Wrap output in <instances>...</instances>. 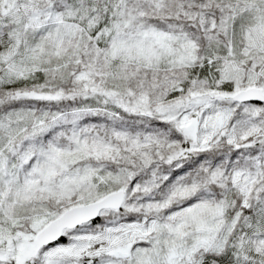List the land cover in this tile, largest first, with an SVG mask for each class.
I'll return each mask as SVG.
<instances>
[{
  "label": "snow or ice",
  "instance_id": "1",
  "mask_svg": "<svg viewBox=\"0 0 264 264\" xmlns=\"http://www.w3.org/2000/svg\"><path fill=\"white\" fill-rule=\"evenodd\" d=\"M0 264H264V0H0Z\"/></svg>",
  "mask_w": 264,
  "mask_h": 264
}]
</instances>
